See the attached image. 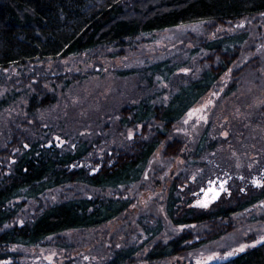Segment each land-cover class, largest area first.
<instances>
[{
  "label": "rangeland",
  "instance_id": "1",
  "mask_svg": "<svg viewBox=\"0 0 264 264\" xmlns=\"http://www.w3.org/2000/svg\"><path fill=\"white\" fill-rule=\"evenodd\" d=\"M207 25L206 21L191 22L142 35L124 56H113L112 49L97 50L5 71L6 83L0 84V99L7 93L18 96L0 110V173L6 172L15 160L16 148L7 157V151L13 147V136L36 135L41 131L44 132L42 139L50 140L48 145L74 148L88 141L91 152L78 164L94 171L99 168L97 163H104L106 156L111 155L113 148L130 144L141 132L142 126L119 125L125 104L142 98L167 102L177 80L201 72L202 60L208 54L201 48L203 39L247 33L241 43L239 60L175 126V132L186 143L183 153L166 157L165 144H161L139 182L117 189L79 188L85 195H121L130 198L132 203L121 216L96 228L65 231L37 245L12 246L11 250L21 251L22 264H63L67 260L72 264H104L117 248L126 244L142 247L134 264H151L144 259L150 243L168 240L185 229H193L197 234L203 232L197 225H174L167 216L166 200L175 177L187 179L180 190L192 198V205L204 209L229 196L232 189L241 190L250 184L262 186L257 181L264 182V175L255 172L263 168L264 161V14L219 26L213 31ZM167 60L171 65H181L174 74L183 78L177 79L173 74L170 80L162 81L158 75L150 81L142 71L153 63ZM249 61L240 85L229 91L233 70ZM128 70L131 73H122ZM36 83L56 93L57 99L40 109L32 120L26 108ZM35 122L38 127L33 125ZM203 138L217 140L219 146L197 158V148ZM70 188L52 189L41 197L42 203L69 196ZM39 202L30 201L22 218L34 214ZM23 219L18 222L22 223ZM159 221L163 223V230L150 239L146 229ZM227 222L233 226L229 233L184 256L154 264H216L260 244L264 241L261 239L264 201L235 213Z\"/></svg>",
  "mask_w": 264,
  "mask_h": 264
},
{
  "label": "trees",
  "instance_id": "2",
  "mask_svg": "<svg viewBox=\"0 0 264 264\" xmlns=\"http://www.w3.org/2000/svg\"><path fill=\"white\" fill-rule=\"evenodd\" d=\"M262 14L264 0H0V84L6 83L5 71L11 67L97 50L112 49L113 56H124L134 40L154 31L198 21H206L207 29L213 31ZM246 34L245 31L213 40L203 39L201 48L208 54L202 60L201 72L177 80L167 102L142 98L125 104L119 125L142 126L141 132L130 144L113 148L104 163H97L98 170L78 164L91 152L88 141L67 148L48 145L50 140L41 137L43 131L19 138L14 135L7 157L16 148L15 160L6 172L0 173V264H22L21 251L11 250L14 245H37L65 231L96 228L121 216L131 206L130 198L90 196L80 189H117L139 182L161 144H165L164 156H180L186 143L175 132V126L239 60ZM250 63L233 70L229 91L238 88ZM180 67L167 60L153 63L142 71L149 80L159 75L162 81H168ZM35 86L34 92L29 93L26 108L32 120L40 109L57 99L56 93L48 91L42 83ZM17 96L7 93L0 99V110ZM33 125L39 126L38 122ZM199 145L196 156L202 158L215 150L219 141L203 138ZM255 173L264 175V161L263 168ZM185 179L177 176L172 181L165 206L167 216L174 225H197L203 232L197 234L193 229H185L168 240L150 243L144 259L151 264L184 256L229 233L233 226L227 220L232 215L264 201V183L261 187L250 184L241 190L232 189L229 196L220 198L208 209L198 208L180 190ZM64 186L72 187L69 196L42 203V196ZM30 201L40 202L35 213L23 219L25 206ZM19 219L24 221L19 223ZM162 230L163 223L159 221L156 226L147 227L146 232L151 234V239ZM140 250L141 246L126 244L117 248L104 264H134ZM63 264L72 262L67 260ZM216 264H264V241Z\"/></svg>",
  "mask_w": 264,
  "mask_h": 264
},
{
  "label": "snow or ice",
  "instance_id": "3",
  "mask_svg": "<svg viewBox=\"0 0 264 264\" xmlns=\"http://www.w3.org/2000/svg\"><path fill=\"white\" fill-rule=\"evenodd\" d=\"M209 103H211V101H209ZM257 183L260 184V183H264V182L257 181ZM213 198H215V197H213ZM205 206H207V205L205 204ZM261 239L264 240V237H261ZM241 250H243V246H242V249Z\"/></svg>",
  "mask_w": 264,
  "mask_h": 264
}]
</instances>
